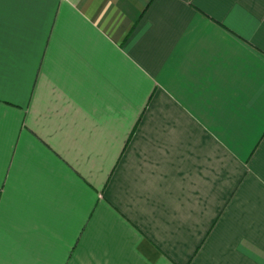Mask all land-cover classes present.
<instances>
[{"label": "crops", "instance_id": "1", "mask_svg": "<svg viewBox=\"0 0 264 264\" xmlns=\"http://www.w3.org/2000/svg\"><path fill=\"white\" fill-rule=\"evenodd\" d=\"M0 264H264V0H0Z\"/></svg>", "mask_w": 264, "mask_h": 264}, {"label": "snow or ice", "instance_id": "2", "mask_svg": "<svg viewBox=\"0 0 264 264\" xmlns=\"http://www.w3.org/2000/svg\"><path fill=\"white\" fill-rule=\"evenodd\" d=\"M3 83H2V76H0V89H2Z\"/></svg>", "mask_w": 264, "mask_h": 264}]
</instances>
